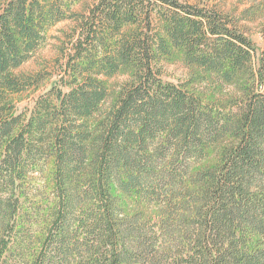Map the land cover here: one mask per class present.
Returning <instances> with one entry per match:
<instances>
[{"label":"trees","instance_id":"trees-1","mask_svg":"<svg viewBox=\"0 0 264 264\" xmlns=\"http://www.w3.org/2000/svg\"><path fill=\"white\" fill-rule=\"evenodd\" d=\"M249 11L0 0V264H264ZM64 22L54 60L21 72Z\"/></svg>","mask_w":264,"mask_h":264},{"label":"rangeland","instance_id":"rangeland-1","mask_svg":"<svg viewBox=\"0 0 264 264\" xmlns=\"http://www.w3.org/2000/svg\"><path fill=\"white\" fill-rule=\"evenodd\" d=\"M222 5L230 11H234L235 15L241 16L245 10H250V13L256 12L254 18L248 21L247 25L253 37L255 47L257 49L256 60L258 63L259 57L264 54V0H213ZM70 22L60 23L48 32V39L44 46L33 56L32 60L21 68V72H34L49 65L56 56V47L58 45L57 37H61L62 30H68ZM162 71L164 79L168 82L178 84L181 81H186L189 78V69H187L181 62H166L162 64ZM125 77H118L110 81L111 85H117ZM205 88V87H203ZM28 104V101L22 105Z\"/></svg>","mask_w":264,"mask_h":264}]
</instances>
